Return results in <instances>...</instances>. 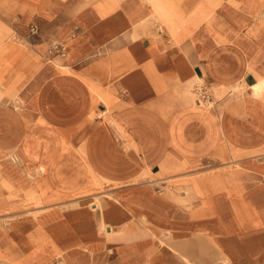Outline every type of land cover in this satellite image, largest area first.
<instances>
[{"label": "crops", "instance_id": "0c3cea01", "mask_svg": "<svg viewBox=\"0 0 264 264\" xmlns=\"http://www.w3.org/2000/svg\"><path fill=\"white\" fill-rule=\"evenodd\" d=\"M0 264H264V0H0Z\"/></svg>", "mask_w": 264, "mask_h": 264}, {"label": "built area", "instance_id": "2783aa9c", "mask_svg": "<svg viewBox=\"0 0 264 264\" xmlns=\"http://www.w3.org/2000/svg\"><path fill=\"white\" fill-rule=\"evenodd\" d=\"M32 30L36 31V28L33 27ZM74 36L75 34H71V37ZM48 52L50 55L66 58L68 53V43L66 41L50 42ZM193 92L203 104L208 105L211 103V93L206 83H196L193 87Z\"/></svg>", "mask_w": 264, "mask_h": 264}]
</instances>
